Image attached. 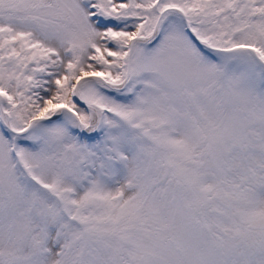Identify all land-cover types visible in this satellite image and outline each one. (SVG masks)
Masks as SVG:
<instances>
[{
    "label": "snow or ice",
    "instance_id": "obj_1",
    "mask_svg": "<svg viewBox=\"0 0 264 264\" xmlns=\"http://www.w3.org/2000/svg\"><path fill=\"white\" fill-rule=\"evenodd\" d=\"M0 264H264V0H0Z\"/></svg>",
    "mask_w": 264,
    "mask_h": 264
}]
</instances>
